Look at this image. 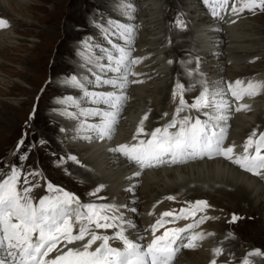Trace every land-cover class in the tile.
<instances>
[{
  "label": "snow or ice",
  "instance_id": "snow-or-ice-1",
  "mask_svg": "<svg viewBox=\"0 0 264 264\" xmlns=\"http://www.w3.org/2000/svg\"><path fill=\"white\" fill-rule=\"evenodd\" d=\"M202 3L213 18H223L221 13L226 11L238 15L245 10H264V0H202ZM123 9L125 13H131L134 6L125 3ZM175 23L181 29L185 25L180 15ZM9 26L6 19L0 18V29ZM99 27H108L105 38L109 47L102 49L104 55L94 61L95 74L91 79L75 74L67 77L62 84L78 90L80 95L66 94L58 98L62 106L60 114L77 122L75 138L88 141L113 138L115 126L128 100L129 85L143 83L142 80L130 79L139 75L132 71V66L143 59L132 56L135 26L109 20L107 26ZM112 35L118 36L120 43H113ZM82 43L83 49L93 50L94 46L88 42ZM89 63H93L91 58ZM189 63L191 61L184 62L186 75L194 78L195 82L187 87L179 80L175 83L172 97L178 102L171 119L147 133L144 123L148 114L145 113L132 137L133 142L121 143L108 151L136 164L140 171L133 174L135 177H139L146 168L223 157L264 178V132L257 134L253 129L243 143L242 154L234 152L235 145L224 146L231 112L233 109L236 112L247 110L249 105L239 102L245 96L259 95L264 82L209 80L200 72L199 58L195 69H187ZM197 75L199 78L195 79ZM105 86L112 91L96 90ZM197 86L199 93L189 102L185 94ZM85 104L91 106L86 107ZM168 115L163 114L164 117ZM23 143L22 138L17 150ZM26 158L27 153L20 156L21 160ZM67 159L79 163L75 156L70 155ZM39 175L38 171L23 173L21 167L11 165L7 174L0 178V264H173L182 249H195L198 242L206 238L204 232L195 229L214 219L205 214L211 207L207 201L186 202L187 207L161 213L144 229V232H151L152 238L150 242L143 243L144 235L137 233L133 239L128 234L129 231L135 232L138 226L121 211V208L127 209L126 205L97 202L106 199L97 196L104 185H98L89 193V196L96 197L95 201L82 202L75 193L49 181L45 184L46 194L37 201L31 193L40 185L33 184L30 177ZM134 187L127 190L132 191ZM166 199L176 198L168 196ZM130 211L135 213L137 209ZM189 218L192 222L183 227H165ZM238 219L240 217L233 214L230 222L235 223ZM101 230H112V234H104ZM112 241L120 242L121 246H112ZM77 242H80L78 247L74 246ZM222 251L220 247L212 249L214 256H219ZM253 256H264V253L253 249L245 255L242 264H250L249 258ZM210 264H217V261L213 259Z\"/></svg>",
  "mask_w": 264,
  "mask_h": 264
},
{
  "label": "rangeland",
  "instance_id": "rangeland-1",
  "mask_svg": "<svg viewBox=\"0 0 264 264\" xmlns=\"http://www.w3.org/2000/svg\"><path fill=\"white\" fill-rule=\"evenodd\" d=\"M94 1L95 0H0L6 11V15L11 17L8 21L9 25L11 20L13 23L12 28L9 26L5 29H0V45L3 46L4 43L7 45L4 50L0 49V115L3 111H7L13 118L12 124L15 125V128L11 130L10 127H8L9 125L3 123L4 119L0 120V178L7 174L9 166L11 165H18L22 168L23 173L38 171L40 173L39 176L30 177L33 184L38 183L40 185V187L35 188L34 192L31 193L34 200L37 201L38 198L46 194L45 184L49 181L54 185L58 184V186H63L65 189L72 188L78 196L85 201L91 197L89 193L93 191V186L90 184L91 182H86L89 177L86 175L85 170L79 167L82 166V164L67 159L69 155L75 156L73 154L74 152L70 150L64 142L62 144L58 136L56 137V135H54L50 127V121L43 114V108L53 89L52 86L49 85L48 80L52 75L54 76L56 73L64 71V68L67 67L65 64V56L66 53L70 52L69 41L77 36L78 31L76 29V24H79V22L83 20V12L88 10L89 5H94ZM156 1L159 3L161 0H147V2L152 5ZM162 1L168 22L170 21L168 24L170 25L168 32L170 31L169 37L171 41H173L171 48L173 52L170 50L171 59L184 63L185 59L186 61L188 60L184 55L185 52L188 51V47H190L188 46L189 42H185L188 38H184L183 32L179 30L176 32L173 29L177 27L175 21L178 16V11H176L175 7L179 5V0ZM183 1L184 0H182V6L186 9L188 6L187 3H190V0ZM145 2L146 1H142V3ZM146 11L147 9L145 13ZM202 11L203 10H201V12ZM246 13L247 12L244 11L243 14L239 16L250 19L248 21L244 20L245 28L249 22H253L252 25L254 26V30H257L258 35L263 36L257 37V40L254 41L256 43V48L261 47L260 45L264 42V29H262L264 28V10L258 9L257 16L254 18L248 17ZM155 15L156 13L153 15L151 13L152 18ZM173 15L175 18H171ZM179 15L181 16V14ZM154 27L156 28V26ZM154 27L151 26L152 29ZM144 34H146V36L143 39H146V41L151 40L149 39L152 37L151 35H147L146 32H144ZM177 41H179V43L182 41L183 43L179 45V43L176 44ZM161 43L153 45V47H161L162 50H157L154 54H148L146 52L145 54L152 56L157 55V52V56H160L162 51L166 48L164 45L162 46ZM258 53L257 55L261 56L264 50ZM180 56H183V59ZM163 57L164 56L161 55L160 58L163 59ZM211 57L204 59L206 60L204 63L200 62L202 63L201 65L203 66V73L205 75L213 73H206L204 69L206 63L212 61ZM246 58L248 59V57ZM239 66L241 67V64ZM255 67H264V57ZM46 77L48 78L46 87L44 89L37 88V85ZM62 77L64 76L57 79ZM179 81L183 83L182 78ZM159 83L162 84L161 80L157 82L154 80L150 81L149 85L155 86V84ZM146 87H148V85ZM147 90H150L149 87ZM147 90L145 88L142 95H147ZM162 90L161 101L166 104L167 101L173 99L170 94V84L163 86ZM39 92H42L40 97H38ZM263 100L264 99H260L262 104L259 105L258 108H261L264 104ZM17 107L20 108L18 109ZM28 109L30 110L29 117L27 114ZM49 112H51V110H49ZM26 118L30 119L24 123L28 124L27 126L21 124ZM22 138L24 140L22 147L16 151L13 158L10 159V149L14 147L16 140H21ZM57 142L62 145H59ZM16 149L17 147L15 150ZM24 153H27V158L21 160L20 156ZM82 180H84V182ZM21 185H23V176L21 177ZM207 202L209 203L210 201ZM227 206H232L234 210L227 208L229 212H226L222 225L235 231L234 233L237 235L236 240L241 238L248 241V245L254 244L264 247L263 204L252 205L249 204V202H245L244 204L241 203L240 206H236L234 202H229L227 200H223L220 204V207L224 209ZM243 210L245 211L244 214L247 216L244 220L238 214V211L241 212ZM233 214L240 217L235 223L230 222ZM218 224L223 228L220 222ZM207 226L208 229H213L215 227L214 225ZM135 233L137 232L132 233V237L135 236ZM206 243L212 245L217 243V241L203 242V244ZM237 245H239L238 241ZM199 249L200 248H198V253L201 254ZM225 251L226 250L223 249L222 254L219 255V260H222V258L225 259L228 255L231 256V254L228 253H226V255L224 253ZM184 253L193 256L196 254V251L191 250L190 252ZM183 258H185V256ZM183 258L177 260L175 264H188L189 262L186 260L182 261ZM212 258L216 260L217 256H213Z\"/></svg>",
  "mask_w": 264,
  "mask_h": 264
},
{
  "label": "bare ground",
  "instance_id": "bare-ground-1",
  "mask_svg": "<svg viewBox=\"0 0 264 264\" xmlns=\"http://www.w3.org/2000/svg\"><path fill=\"white\" fill-rule=\"evenodd\" d=\"M99 1L102 2V0H99ZM156 2H158V1H156ZM156 2H154L153 5H156ZM122 3H129V1L128 0L115 1L114 5L119 10V8L122 6ZM182 4L183 3L181 2L180 5H182ZM187 4H188V6L186 7V11H187V13L190 14V17L194 22L193 26H192L193 33H194L193 41L195 42L197 49H199L200 51H204V53L207 54V58H210L212 56L211 57L212 61L209 63H206V65L204 67L206 73L213 72L212 74L206 75L209 78V80H219L220 79L219 75H222L223 74L222 71H224V70H222V66H219V65L223 61L226 62L225 60H232L233 61V64L232 65L230 64V68L227 70V72H229L228 77H230L231 75L236 74V73L246 72V71L242 70L243 68H241L239 66L241 63L238 62V61H240V55H238V53H241V52L253 53V54L250 53V54L246 55L249 58V57L254 56V54L257 55V54H259L258 52H261L262 50H264V42H262V44L260 45L261 47L256 48V43L254 41L257 40V37H263V36L258 35L257 30L256 29L254 30V26L252 25L253 22H251V23L249 22V24L245 28V26H244L245 21L244 20L248 21L250 19L239 16V15L243 14V12L238 14V15H236V14L233 15L230 11H226V12L221 13L223 18H213L210 15V13L206 11V9L204 8L203 4L200 1L190 0V3L188 2ZM230 7H231V4H229V8ZM201 10H203V11L201 12ZM0 12L2 13V15H6V13H5L6 11L3 8L1 2H0ZM120 12H121V10H120ZM10 13H12V12H10ZM122 13L123 14L120 16V22L125 23L124 17L128 13H125L124 9L122 10ZM232 15H233V18L229 19L228 16L231 17ZM0 18H4L7 21H9L8 18H6V16H0ZM233 20L235 22H233V24H232L231 22ZM215 27H220L222 34H217L215 32V30H213V28H215ZM154 29H156V28L155 27L153 29L150 28V30L153 33H148V35L152 36L149 38L151 40L145 41V43H144L143 42L144 39L142 38L138 41L140 45H142V44L145 45L143 47V49H141L140 53H142V50H144L143 52H146L148 54H150V53L154 54L155 51L161 49V47H157V46L153 47V45H156L159 43V42H157L156 31ZM262 29H264V28H262ZM219 37L225 38V42H224L225 45L217 48L216 44L218 43ZM5 44L6 43H4L3 46L0 45L1 50H4V48L7 46ZM161 45L163 46L162 43H161ZM179 45H180V43H179ZM92 52H94V51H91V53ZM164 52H166V51L165 50L162 51V54H161L162 56H164V54H163ZM220 52L221 53L225 52L227 57L225 59L222 56L220 57ZM101 54H104V53H102V51H101ZM143 54H145V53H143ZM156 54L158 55L157 52H156ZM179 54H182V53H179ZM145 55H147V54H145ZM161 55L157 56V58H160ZM97 57H98V55L97 56H95L94 54L88 55V54L84 53V51H82V52H79V57L77 58L76 62L78 63L77 65H79V64L81 65L84 62L87 63L90 66L89 72L93 71L95 73L94 61L97 59ZM180 57H182V59H183V56H180ZM89 58H91L93 63H89ZM152 58H154V55H152ZM161 60H163V59H161ZM216 60H218V61H216ZM185 61H186V59H185ZM204 61H206V60H202L201 62L204 63ZM163 62L164 61H162L161 63H163ZM233 65H234V67H232ZM136 66L139 67L140 69L143 68L142 67L143 65H141V63L140 64L138 63ZM163 67H161V68H162V71L164 72L167 67H166V65H164ZM226 68H228V67H226ZM77 69H79L78 75H77L78 77H88L89 78V75H88L89 72L86 68L78 66ZM135 69H136V67H135ZM84 71L86 73H84ZM230 73H232V74L230 75ZM154 74H157V75L150 74V76H155L158 78L160 77L159 79H161V83H162L163 75L160 73V71L155 70ZM262 76H264V70L259 71V73H257L256 75L250 76L247 79L242 78V76H239L238 79H241V80L245 81V83H247V81H249V80L255 81L257 79L262 78ZM164 77H165V75H164ZM66 78L67 77H62L59 80L66 79ZM138 78H139L138 80H142L140 77H138ZM56 81H58V80H56ZM149 82L145 81V84L143 82V83H138V85H134L133 86L134 88H132L131 91L129 92V94H127L128 100H127L126 105L123 108L124 115H125V121H124V123H122L120 125V127L118 126V129H119L118 131L122 132L124 135H126L128 133V137L134 135V132L132 130L134 129V125L139 124L141 118L143 117L142 112L148 114V119L144 123V128L146 129L147 128L146 126L153 127L149 131H147V133H150L156 127L162 126L166 121V117H164L162 115L163 109H162V106L160 103V101H161L160 93L163 90L160 88V89H158V91H156L155 86L152 87V85H149ZM57 83H59V82H57ZM147 85H148V87L151 86L153 89L147 90V88H148V87H146ZM145 88L147 90V92H146L147 95H142ZM101 89H103L105 91H112V89L110 87H107V86H105ZM96 90H98V89H96ZM162 94H165V93H162ZM258 97L259 96H255V97L245 96L240 101L241 103H245V104L247 102H250L251 104H253L255 106V110L253 112L244 113L243 111H239V112H235L232 114L235 116V118L233 119V124L230 125L233 138L234 137L238 138L241 134V133L238 134L240 131L249 132L250 129L253 128V125L251 124V121L253 118H255V117L257 119L262 118L261 114L264 113V110L258 109V106L262 104L260 102V98H258ZM58 98H60V97H57V99L55 100V102H57V104H59ZM251 101H254V102H251ZM247 105H249V104L247 103ZM16 106H18V105H16ZM88 106H91V105H87L86 107H88ZM17 108L19 109L20 107H17ZM151 109H153V110H151ZM174 110L175 109H171L170 111L173 113ZM60 112H61L60 108L51 109L52 114H56V115L59 114L60 116H63L60 114ZM151 115L155 116V118L157 117L156 120H158V122H155L154 124H152L151 123ZM0 116H1L0 120L4 119L3 123H6L7 125H9L8 127H10L11 130L13 128H15V125L12 124L13 118L8 114L7 111H3ZM72 121H73V119L70 120L71 124H73ZM248 124H251V125L248 126ZM69 133H71V132H69ZM56 137H57V135H56ZM66 138L69 140V139L75 138V136L73 134H70V135H67ZM91 141L87 140V143H88V144H86L87 147L83 148L84 152H89L86 156V160L93 167V173L90 175H87V176L90 178L92 183L96 182L97 180L109 182L108 191L111 190V192H113V194L122 193V191H120L119 188L115 187L113 185V183L115 184L117 182V180L121 181V177L123 180L122 175L131 172L130 170H129L130 172H128L129 166L125 165V163L119 157L111 156L108 154V152L103 150V147L106 145V144H104V140L99 141V143H97L95 145L93 143H91ZM82 144L83 143L81 142V144H80L81 148L83 147ZM224 146L227 147L228 145L224 144ZM220 158H222V157H216V158H212V159H208V158L197 159L194 161H188V162L182 163V164L178 163L175 165L168 163V164L161 165L159 167H153L152 169H147L145 172H141L142 174H144V176L141 177L142 185L140 187V193H141V198L143 199L144 209H146L147 211L151 210V209L155 210L157 207H159V205H156V200L159 197H161L163 194H166L168 192H172V191L178 192L179 190L184 191L183 196L185 198H193V199L202 198V197L206 198L207 200L214 203L216 209H218V207H219V209L223 208V207H220V204L223 200H227L229 202H234V204L236 206H240L241 203L244 204L245 202H249V204H252V205L253 204H263V206H264V203H262V202H264V180H258V178H257L258 176L241 169L237 165L233 166L231 164L224 163L221 160H219ZM66 170H67V168H66ZM79 173H81V172H79ZM59 174H60V172H59ZM63 174H65V173H63ZM69 179H70V177H69ZM128 179L129 178L126 179L127 182L131 183L132 181L128 180ZM82 181L84 182V180H82ZM111 181L113 183H111ZM122 184H124V183L122 182ZM127 189H129V188L127 187L126 190ZM119 191H120V193H119ZM33 192H34V190H33ZM122 194H124V192ZM38 200H39V198H38ZM121 200H124L123 196H121ZM108 203H111V201L109 200ZM154 205H155V207H154ZM227 208H229L230 210H234V209H232V206L225 207V210L228 211L229 209H227ZM241 212H245V211L243 210ZM205 214L210 216V217H213L212 215H214L215 212H213L212 207H210L209 209L206 210ZM146 218H147V220H150V219H152V216L146 215ZM217 219H218V217L214 216V219H211V220L217 222ZM188 220H192V219L189 218ZM180 224H182V226L185 225V223H180ZM207 225H209V220L205 221L202 225H200L197 229H195V231H202L206 234V238L204 240L200 241V244L198 246V248H200L199 250H200L201 254L198 253L199 251H196V254H194L193 256H189V255H186L184 253L185 258H183L182 261L186 260L187 262H189L188 264H190V263L191 264H207L208 261H211L214 259V258H212L214 256L212 249H214L216 247H221V246H224V247L230 246L231 244H233L235 246V242L233 240L225 239L221 236L218 237L217 231H219V230H217L216 227L213 229L212 228L208 229ZM208 233H212V235L209 236V235H207ZM218 234L221 235V233H218ZM131 237H132V234H131ZM144 237H147V232H144ZM206 241H217V243L212 244V245L208 244V243L203 244V242H206ZM112 243L115 244L116 246L119 245V243L117 241H112ZM224 247H222V249H224ZM225 250H226L224 252L225 254L228 253V254H231V256L237 255V253L235 252V248L233 250L225 248ZM190 251L191 250H187L185 252H190ZM204 251H206V252H204ZM226 258H228V256ZM219 259H220V257L217 256L216 261H219ZM217 264H220V263L218 262Z\"/></svg>",
  "mask_w": 264,
  "mask_h": 264
}]
</instances>
